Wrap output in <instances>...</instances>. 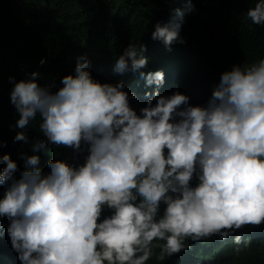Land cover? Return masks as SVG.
<instances>
[{
	"label": "clouds",
	"instance_id": "obj_1",
	"mask_svg": "<svg viewBox=\"0 0 264 264\" xmlns=\"http://www.w3.org/2000/svg\"><path fill=\"white\" fill-rule=\"evenodd\" d=\"M194 10L188 0L149 23L147 45L129 44L115 63L94 60L93 74L91 55L79 57L58 90L37 72L10 77L16 127L40 118L45 139L33 152L56 145L66 156L48 172L39 155L25 156L19 178L11 155L0 158V224L21 264H146L186 239L247 247L237 230L264 224V58L223 71L192 105L195 75L218 58L193 51L210 32ZM245 18L264 25V0Z\"/></svg>",
	"mask_w": 264,
	"mask_h": 264
},
{
	"label": "trees",
	"instance_id": "obj_2",
	"mask_svg": "<svg viewBox=\"0 0 264 264\" xmlns=\"http://www.w3.org/2000/svg\"><path fill=\"white\" fill-rule=\"evenodd\" d=\"M22 1L0 0V158L10 154L17 162V178L25 170V156L39 155V167L45 172L49 171V160L66 156L56 145L33 152V143L45 139L39 129L40 118L37 116L24 129L16 127L19 114L10 101L13 87L10 77L19 81L37 72L36 79L41 85L54 81L58 90L61 79L74 72L79 57L91 55L88 59L92 61L93 74L94 60L115 63V58L129 44L147 45L149 23L188 3V0H64L55 12L43 14L40 3L51 7L60 0ZM191 2L195 5L191 17L204 20L210 29L206 41H200L193 51L218 57L205 70L197 72L190 86L188 93L194 102L190 103L198 105L206 102L212 84L218 83L223 71L234 64H251L264 58V25L252 24L245 18L254 0ZM148 52L144 53L146 57ZM20 131L26 133L28 142L14 141ZM4 166L0 163V171ZM5 187L0 184V198ZM109 214L110 210L105 209L103 215ZM0 222L8 225L6 217H0ZM3 224H0V264H21ZM239 233H243L247 247L243 242L239 246L234 244L233 237L223 241L217 236L196 242L186 239L185 248L179 253L164 261L153 256L146 264H264V224L246 225L237 230ZM154 252L158 254L159 248Z\"/></svg>",
	"mask_w": 264,
	"mask_h": 264
},
{
	"label": "rangeland",
	"instance_id": "obj_3",
	"mask_svg": "<svg viewBox=\"0 0 264 264\" xmlns=\"http://www.w3.org/2000/svg\"><path fill=\"white\" fill-rule=\"evenodd\" d=\"M27 1V0H26ZM67 2L69 1H72V0H65ZM21 3H24V1L20 0ZM64 0H60L59 2H56L55 4H53L51 7H40V11L43 13V14H48V13H53L57 10L58 7H60L62 4H64Z\"/></svg>",
	"mask_w": 264,
	"mask_h": 264
},
{
	"label": "bare ground",
	"instance_id": "obj_4",
	"mask_svg": "<svg viewBox=\"0 0 264 264\" xmlns=\"http://www.w3.org/2000/svg\"><path fill=\"white\" fill-rule=\"evenodd\" d=\"M170 86H173V85H170ZM172 88H175V87H172Z\"/></svg>",
	"mask_w": 264,
	"mask_h": 264
}]
</instances>
